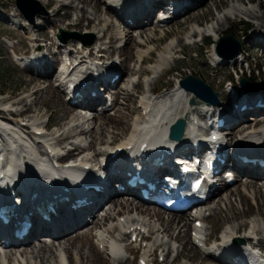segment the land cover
Returning a JSON list of instances; mask_svg holds the SVG:
<instances>
[{
  "label": "bare ground",
  "instance_id": "bare-ground-1",
  "mask_svg": "<svg viewBox=\"0 0 264 264\" xmlns=\"http://www.w3.org/2000/svg\"><path fill=\"white\" fill-rule=\"evenodd\" d=\"M40 1L43 2L46 7H49L53 13V15L49 17H41L42 22L40 24H44L46 26L45 28L49 26L50 27L54 26V24H58L59 21L64 20V19L66 20V18H69L72 12L71 10L74 9L76 2H79V4L81 3L83 6V9L84 8L86 9V7L88 6L93 9V12L95 15L94 17L87 18L86 12H83L81 17L78 18L76 22L74 21L73 23H69V24L82 27L83 21L86 18L89 21L88 26L91 29H94L91 31L93 32L98 31L99 36L101 35H103V37L107 36L105 37V39L107 38L108 43L105 44V46H102L103 48H105V50L103 51V53L98 52L97 56L103 54L104 55V57H102L104 58L103 64L107 62V65L109 66L105 67V71L98 77H106L109 75L110 71L115 72L116 74L120 75L116 81L114 82L108 81L106 83V86L108 88H113L117 84L118 85L120 84L119 82L120 80L121 81L124 80V76L126 77L127 75L126 72H128V70L133 69V67L130 66V61L133 58L135 57L138 58L140 60V65H141L143 63H147L148 61L147 57L154 55L155 50L153 49L147 50V51H138V53L134 52L135 55H133L131 52V48L133 47L134 42L136 43V41L138 44L141 43L139 45L140 48H142L143 46H146L147 44H152L155 41L154 37L147 35V33L143 30H146L145 28L148 27L150 31L151 30L154 31L152 28L154 27L153 24L155 23H153L152 20L150 21V19L155 11V7L160 2H162V4L167 5V6L170 5L169 2H172V6L178 9V13L175 14V16L171 17V22L167 23V25L171 24L176 19H179L185 16L186 14L189 15L191 12L193 11L195 12L197 9L205 6L208 1H212L213 6H215L216 9H220V7L224 4H225L224 6H228L236 2L242 5L247 4L246 0H123L121 2V7L125 8V10L123 14H120L119 12L115 11L118 8V6H115L117 5V2L115 0H113L112 2H108V3L105 0H72L69 4L63 3L60 5H58L59 3L57 0H40ZM247 1H248V4H251L254 2V0H247ZM104 5L107 6L106 12H108L109 15L111 13L110 17L114 20H112L110 17L109 18L107 17V19H109L110 22L116 25L112 23H107L106 20H103L104 18L103 16H102L103 18L100 17V14L104 12L103 11ZM258 7L261 8V6L259 5ZM232 8L236 16L240 17L241 15H247L253 18L254 20H257V23L255 22L253 25V29L255 30L254 33L252 30V33L248 35L246 34L247 32L245 29H244L245 32L244 31L241 32L243 35H247V41L245 42L246 44L243 45V50L241 51V53L237 55L236 57H231L229 61L233 64V66H236L240 64V58H243V60H245V62H248L250 64V67L253 68L254 65L252 64V61H251V58H252L251 53L255 51L258 45H261L262 48L264 49V14L261 15L260 13H258L257 9L242 8L240 6H237L236 4H233ZM83 9L82 11H84ZM63 10L65 11V13L64 15H61V11ZM11 13L12 12L9 13V16ZM2 15L7 17L8 20L13 22L18 27H20V30L25 31L27 36H30V37L33 36L31 39L29 38L31 41H35L34 40L35 38L37 40L40 39L42 42L45 41V43L44 44L42 43L41 45H43L44 48H47L50 55L52 56V60H51L50 58L46 56V54L38 53L37 55L33 57L35 60V61L33 60L34 63L35 62L37 63L35 65L29 64L31 66L26 68V71L29 72L31 75H33V77L29 78V80L26 81L25 89L27 87L29 90H33V94H31L30 96L31 97L34 96V97L29 103L26 102V104H24L25 99L20 100L19 103L21 105L23 104V107L25 108L21 110L20 109L21 107L19 106L14 107V103L16 102L11 103L10 101L7 102L8 106H5V109L6 108H12V109L5 110L4 108H0V139H5L3 141V145L0 146V149L2 151V155H5V156L8 155L10 157L12 165L9 166V169L12 170L15 167V163H17L18 160L22 164L21 166H18L19 168L16 167V170H17L16 173L19 175L17 178L20 180H18L16 177L15 179H17L18 181L17 184L24 188V192L26 193L24 200L27 202L30 201L33 190L39 193L42 200H51L53 196V192L48 191L43 186H41L38 183V179L45 180L47 177L53 178L54 176H58L59 178L64 179L66 178V176H69V173L65 172L64 170L62 171L60 168H56V166L54 165L52 168L51 163L48 162L49 158L47 156V152H45L46 149L44 150V148L49 147L53 151L56 150L58 152L59 151L61 152V150H64L65 142L68 143V141L70 140L71 142H69L67 145H72V148L66 151L65 155L58 153L55 156L56 160L58 162H62L64 159L69 158V157L80 158L88 150L90 151V149L95 147V142H94V145L93 144L82 145L80 142L77 141L79 137H82V133L84 134L86 133L87 135L89 133V130H91L92 128L89 125L88 126L89 130L87 131V129L86 128L84 129L83 128L84 126H82L80 123H77V124L73 123V122H79L83 118L85 120L84 116H86L87 114L83 113L81 110H83V108L89 111L94 110V116L87 117L89 121L93 118L95 122L99 121V125H97L98 127L92 128L93 129L92 133L93 135H96V134L106 135L107 131L110 130V128H114L116 130H123L126 127L127 123L125 119L123 118L124 116L122 117L120 115L117 117H109V115H107V112H109V110H114L115 107H118L119 109H121V106H123L124 103L116 106L117 98L115 97V93L117 91L114 92L113 95L111 94V98L113 99H112L110 108L106 110L98 111L97 104L98 105L101 104V102L103 101V95L92 97L90 95L85 94L84 98L81 101H78L77 104L70 103L69 100H67L66 98L67 92L66 91L64 92V90H62V86L64 85V82L60 81L61 78L57 79L56 77L55 78L56 83L53 82L55 74L57 73V71L55 70V67L58 63H61V61H64L65 59V62H64L65 66H63V68L66 70H70L68 71L69 74L67 75V81H66L67 84H70V82L72 81V78L79 77L78 69L80 66H81L80 67L81 69H83L84 67L89 68L91 66L90 63L88 62V59L89 57L95 55V52L91 50L89 52V56L87 55L88 54L87 52L86 54H82L80 56L74 57L75 51L73 48H71L69 49L70 51L68 50L66 55H63L65 45L62 43L56 42L55 37L57 34H55L54 37L51 38L50 40V38L46 35L47 33L42 34L44 33V30L46 29L43 26L40 27V24L38 25L34 24L35 22H31L33 23L34 26L33 28L31 27L32 31L30 32L29 30L31 29H28V27L26 26L24 27L23 26L24 24H22V21L26 19L24 18L22 20L19 19V17L22 16V13H20L19 9H16L14 11V14L12 16L13 19L9 18L7 14L0 12V18H2ZM121 16H124V17L122 18ZM127 17L132 18V21L129 22ZM96 18H99V21ZM231 18H232L231 14H229L228 16L218 18L217 20L218 27L216 31L217 36H219L224 31L223 28H225L226 24H229L232 21ZM95 23H97V26L94 25ZM90 25L92 27L94 25L95 27L92 28ZM117 25H119V27H116ZM100 26H101V29H100ZM159 26L160 25L155 24L156 28ZM215 28L216 27H214V29ZM139 29L141 31H139ZM211 30H213V28L202 29V27L197 24L196 27L192 29L190 34H192V32H195V36H197V35H202L205 33H213L211 32ZM136 31L138 33H136ZM253 34H255L254 36L255 42L253 41L251 42V40H253L252 39ZM16 36L17 34H11V35H8V38H13ZM191 37H193V35H190V38ZM140 39H142V41H139ZM207 39H210V38H207ZM118 41H120V43ZM249 41L251 43H249ZM117 42L120 44L119 48L116 47V44H118ZM46 43L48 45H46ZM78 43L80 42H77V44ZM248 44H251V46ZM54 48H55V51H53ZM77 48L75 49L76 53L80 52V50H77ZM111 48H113V52L117 51L118 54L116 55L118 56H113L111 55L112 53L110 54ZM169 48L171 50H169ZM80 49H84V48L80 47ZM166 49L169 51H166L164 53L162 51L163 56L165 58L164 59L165 62H166V59L171 60L172 62H175L176 60H174L173 54L178 53V50H175V48H171L169 46ZM248 53L250 55H248ZM214 54H215L214 48H212L209 52V55L211 56L212 59L214 58ZM123 57H124V60L122 61L121 58ZM53 58L55 59L53 60ZM112 58H113V61L109 63V60ZM68 60H71L70 65H68ZM118 60H120V66L118 64L119 62H117ZM77 61H81V62L77 65L76 64ZM91 61L93 64L94 60H91ZM163 64H164L163 61L161 63H155V64L153 63L152 69L147 70L148 74H150V71H153V70H156V72L163 74L165 71H169V69L172 68V67L166 68L165 65ZM90 68L88 72L90 71ZM42 70H45L47 72L46 77H44L43 74L41 73H37V71H42ZM147 71L141 70V73H145ZM189 71L193 72L192 69ZM86 74L84 75V79L88 81V85L83 87L84 89L80 88L81 90L83 89L84 92H87L90 89L95 88L96 86L95 80L94 79L89 80L86 77ZM260 74L261 72L258 73V78H263L264 75L261 74L262 75L261 77ZM136 76H139V75H136ZM239 76L240 75H237V77ZM142 77L143 76H141L140 78ZM174 77L176 81L175 85L177 86L178 81L182 79L183 75L181 72L179 73L176 72V76ZM48 78H51V80H48ZM140 78H139V81H140ZM241 78H242V75L239 77V79ZM44 79L47 80V83H48L47 86H44L45 84ZM210 79H213V78L209 77V80ZM97 80L99 82H102L103 78H97ZM77 81L78 80H73L72 83L79 88V84L81 80L79 82ZM139 81H137L136 83H139ZM218 82L216 81L213 83L218 89H221V85L223 81H221V85H219ZM136 83H134V81L132 82V79H130V81H126L125 84H129V85L132 84L133 89H135L136 91L132 92L133 90L131 91L130 89L120 87L121 90L119 89L120 91L117 92L116 95L120 98L121 97L120 95L122 94L127 100L132 98L134 94H136L135 92H137V87L141 85V84H136ZM229 87L231 86L228 85V87H226L225 91H226L227 97L225 101H221V103L218 105V109L220 111H223L222 116L226 118L227 124L229 125L230 130L225 131L227 133V136L233 139V137L235 136L238 137L237 133H239L243 135V139H242L243 141H240L239 142L240 144L230 145V148L227 150V160L229 163L235 162L237 157L244 156V155L249 156V152L257 153V155L252 158H257V159L263 158L264 159V145L259 146V148H257L256 146L252 144L251 141H249V138H252V137H255V138L260 137V139L264 138L263 136L264 126H262V129L251 127V124L257 122L258 120H260V125L262 124L264 125V109L260 110L256 114L255 118H251L250 113L246 111H241L235 107L233 109L227 108L228 105L230 104V101H229L230 98H233L234 103H240V102L250 103V102L258 101V99L254 97V94L249 91L248 88H251L250 85L242 86V87L233 86L234 89L239 88V89H236L234 92L230 91ZM102 88L103 87H101V89ZM154 89L155 87L152 88L153 91H150V92L155 93L156 89L155 91ZM139 91L140 90H138V92ZM148 93L145 96V101H142L141 99V105L143 106L141 107V109H142V112L145 111L144 114H142L144 118L142 122L132 130L130 137L124 140L121 139L120 142L117 141L116 144L114 142L115 145L113 144V145L108 146L106 150H104L103 152L99 154L96 153L97 155L93 157H91V155L90 157H87L86 155H84L83 158L80 160V162H78L74 167H72L71 171H75L72 174L80 173L82 177H85L87 179H91L93 176L97 177L98 173L96 172L98 170L102 171L101 168H96L95 171L93 169L84 170L83 166L86 164H90V163H92L93 166H96L97 165L96 163L100 161V157L103 156L109 148L118 149V147L123 146L125 149H127L126 146L137 143L138 142L137 139H148L150 143L161 141V139H164L165 136L170 135L167 128L169 124L175 118L184 117L190 111H193L194 117H195V114H199L197 110L190 109L188 105L186 104L184 94L187 93L189 95L190 92L189 91L185 92L184 88L182 87L170 88V90H168L167 93L165 92L164 95H161L163 94L161 93L159 94V96H156V97L152 95L148 97ZM218 93H219V98L221 99L222 95L220 96V92ZM258 96H261L264 101V90L260 91L258 93ZM105 103L107 104V99H105L104 105ZM79 104H81L83 107L76 108V106ZM41 105H44L47 107V112L49 111L52 112V118L55 117L58 121H61V122L68 120L66 123V126L67 124H69V122H71V124L73 123L76 125H72L69 129L70 132L68 133H65L63 131V133L61 132V134H52V132L49 131L48 133H46V135H44L43 133L45 132V127H49V122L48 124H45V125L41 122L40 124L36 122L37 120H34V115L33 116L28 115L29 117L24 115V117L18 118V116L24 114L23 112L28 113L30 111H33L34 107H38ZM194 105H198V104L196 103ZM194 108H197V106H194ZM16 116L18 119H16ZM214 116H216V114ZM12 117H14V119H12ZM35 117L38 118L39 115H36ZM101 118H105L106 120L100 121ZM186 118L188 120H191V118L188 116ZM90 122L92 124L93 120ZM80 126H82L83 132H80L82 131V129L79 131ZM37 128H40V129H37ZM31 129L33 131L36 129L41 131L42 135H39V138L42 141V143H40L38 140L32 139L33 131ZM190 130H192V125L191 127H188V129L186 130V133L184 136L185 142L183 144L184 147L191 145V139H189V137L186 138L187 135H190ZM73 131H75V133H73ZM64 134H66V136ZM25 135H28L31 139H27ZM49 136H52V138ZM61 137H63V141L65 142L63 141L60 142ZM53 138L57 139V141L60 142L59 145H57V143L55 145L51 142V139ZM101 140H102V143L105 141V139L103 138ZM106 141L108 143V140ZM36 144L37 146H35ZM60 144H63V145H60ZM38 147H40V150H36ZM139 147H141V145H139L138 148ZM147 150L152 152V149L150 146L147 148ZM39 151L41 152L39 153ZM138 155H140V153H138ZM118 158L119 160L115 162V164L111 168V172L109 174L108 172H106L105 175L103 174V178L101 179L102 180L101 184L104 186V189H105L104 192L103 193H92L91 195L90 194L88 195L85 193L86 196L90 197V199L91 198L93 199L92 205L88 207H82L77 211H72L71 213L68 211L67 207H63V205L61 204L58 210V215L57 216L52 215V219L50 222L44 221L41 218H38L36 216L31 217L33 220L34 226L30 234L24 239L22 240L12 239L8 242V244L4 245V241L0 238V246H2V249H0V264H10V260L14 258H16V261L14 264H25L24 258L32 259L33 257H35L37 261H39L41 264H45L44 263L45 261H48L49 264H56L57 260L54 261L55 256H58L59 264H78L76 263L73 257L71 259L69 257V254L72 253L73 247H76L75 245H77L76 242L81 244V247L78 246L80 250L90 249V252H87L86 257L81 255L80 264H100L99 261H97L96 259L93 260L91 258L92 255H90V253L92 254L95 253V250L92 247V250L94 251L93 252L91 250V247L86 244V241L84 242L85 239H89L85 236L86 234L84 235V233L82 232L81 234L78 233L76 236L69 237L73 233L77 232L78 230L81 231L82 229L83 231V229L85 227H88V225H91L94 228L92 229L95 231V232L93 231L95 235H93L94 244L93 243L92 244L95 245L96 248L100 247V245L107 246V248L110 247L112 251L114 252V255L119 254L117 252L123 251V248L125 250L131 251L133 249L132 245H135L134 242H130L132 240L131 239L132 235L134 233H138V235H140L141 228L144 227L146 230L149 229L147 231V236L151 240V243H148L146 246L142 244L141 246L138 247V249L136 248L137 251L140 250L142 252V250H147L148 252V248H150L151 250L150 252L153 251V253H155L158 249H161L162 251L161 255H164V256L166 255V259L164 260V262L168 260L167 256L168 254H170V252L173 249L172 247L170 249V245H166L164 241L160 242L158 239L154 242V244L152 243V240L154 239L153 238L154 235H157L158 233L163 234L165 237L168 236L169 238H171L172 240L171 242H173L175 239L179 241H183V244L180 242L182 245V249L181 251H179V255L175 258L176 260L180 259L182 257L181 255L183 254L184 256H187L186 259H188L190 264H207L205 262L207 261V259H209L211 263H215V264H220L221 263L220 260L227 261V263H233V260H232L233 258L241 259L242 262L246 263L247 260H246L244 250L239 247L237 241H233L231 243V246L233 247V249L230 248V246H227L225 248L224 253H228L230 250H231V253L229 255L226 254L224 256L218 255L216 253L213 254L212 252H206L205 250H203L201 247L198 246L197 241L199 240V237H200L199 231L205 229L204 222L208 221L209 219V218H206V214H204L207 211L211 212L209 215L215 216V213H216V215L220 216V218H222L223 221H226L225 225L223 226V232L221 233V238H224L225 235L232 236V235H236L237 233H240L241 232L240 230L242 229L241 225L243 224H244L243 225L244 231L245 229L246 231L249 230V232L252 235H257V236L261 235V237L264 238V225L262 228L261 225H257L256 223L254 224L253 221H252L253 223H250V222L241 223V224L239 223L238 226H230L227 224V222L228 223L233 222V221L236 222V220L246 215L244 211L242 212L239 210L238 206L236 205V202L237 200L246 201L245 197L250 198L249 194L248 195L246 194L247 191L249 193L254 192L256 202L258 203V206L260 209V211H258L259 215H261L264 218V169H262L261 167L257 165L251 167L249 164L239 165L240 170L236 171L234 181L235 183L240 181L241 185L239 188L233 191L230 190V187L232 185L230 186L225 181V177H224L222 179L223 181L219 183V185L214 187V189L211 191L212 196L206 199L207 201L206 205H202L201 209L197 211V213L199 214V217H196V220L194 221V223L197 220L202 221L201 229L196 228L194 224L192 230L190 231L189 240H186L188 231L190 229L189 221L191 219L189 218V216H186L188 212H184L182 213V215L171 214V215H168V217H164L163 213L154 210L153 207L151 208V207L143 205L142 203L144 202H140L136 198L130 199L128 198L126 194H120V196L117 197L118 194L112 191V189H116L117 187L116 184L118 183V180H117L118 177L124 176L125 173L129 172L131 168H137V169L139 168V169H142L143 171H146V164L143 162H140L139 159H137L135 156L132 157L130 152H126L124 154L121 153L118 156ZM80 164L83 166H81ZM82 170H84V172H82ZM13 173L15 174V172ZM5 178H8V176L6 175ZM56 183H57V186L60 185L61 180L57 179ZM16 186L17 185L14 186V189L16 188ZM243 188H245L246 192L242 190ZM55 193L56 192H54V194ZM222 194L224 195L221 196ZM216 197L218 199H216ZM19 198H21L22 200V197L18 194L16 195L15 200L17 201ZM102 198H104V201L102 203H98L97 200H101ZM212 200H215L214 201L216 202L215 206L210 205V202ZM219 200L220 202L222 200L225 203L224 204L223 202H221L220 204L221 207H225L226 205L225 208L220 209V210H223L226 213V215H224L220 210H218V208H216L218 206ZM222 203L224 204L223 206H222ZM106 204L109 205V208L104 213H101L102 209L100 210V207ZM117 204L119 205L116 206ZM120 205H121V209H119ZM111 206H114V207H111ZM203 206H207L204 213H203V209H204ZM28 208H29V203H27L24 206L23 210H26ZM112 210L114 211L116 210L118 211V213L124 212V214L126 215L118 216L119 218L122 216L123 219H120L118 223L115 222L116 226L114 225V227L112 228L110 227L108 228L107 226L104 228L105 222H107L108 224H110L111 222H114L113 220H114L115 215H113ZM106 212H109V213L105 215ZM246 212L249 213L250 210ZM228 213H231V215H228ZM134 214H136V216H134ZM189 214L192 215V213H189ZM146 218L148 219L150 223H154V225L149 224ZM150 219H152L153 222ZM157 224L161 225L160 228H156ZM95 225H99V226L96 227ZM131 228H134V229L128 237V231L131 230ZM210 228L213 229L214 225H211ZM116 229H120L123 235H120L117 237L115 234ZM176 230H178V233L175 235L174 231ZM0 232L4 236H7L8 234H11L12 230L8 228L7 226H3L0 223ZM65 236L68 238L62 239ZM48 239L50 240L52 239L51 242H54V245H52L49 241H47ZM122 241H126V244L122 245L121 244ZM24 242H27V243H25V245H22V243ZM59 250L60 252L58 253ZM98 250L102 252V250H100L99 248ZM55 252H57L58 254H56ZM263 252H264V249H263ZM82 253L84 254L83 251ZM108 255L110 254L108 253ZM151 256L152 255H149V257ZM143 257L149 258L147 253H145ZM85 259H87V263L83 262ZM100 260L102 264L104 263L106 264V261H104V259L103 260L100 259ZM112 264H120V261L117 262L116 260H113Z\"/></svg>",
  "mask_w": 264,
  "mask_h": 264
},
{
  "label": "rangeland",
  "instance_id": "rangeland-1",
  "mask_svg": "<svg viewBox=\"0 0 264 264\" xmlns=\"http://www.w3.org/2000/svg\"><path fill=\"white\" fill-rule=\"evenodd\" d=\"M57 1L59 3V4L58 3L57 4L60 5L63 3L69 4L72 0H57ZM246 3H247L246 5L239 4L238 2L233 3V4H236L237 6H240L242 8L257 9L258 13H260L261 15L264 14V0H254V2L251 4H248V1L246 0ZM29 4H30L29 5L30 11L28 13H29V15H30V13L34 14L33 22H35L34 24H36V25H38L42 22L41 17H49V16L53 15L52 10L49 7H46L45 4L43 2H41L40 0H30ZM233 4L228 5V6H224L225 5L224 4L220 7V9H216V7L213 6L212 1H208L205 6L197 9L195 12L194 11L191 12L189 14L190 16L188 14H186L185 16H183L179 19H176L171 24H168V25L164 24L162 26V28H159V27L156 28L155 24H153L154 27L152 29L154 31H152V30L150 31V29L148 27L145 28L147 31L143 30L147 33V35L154 37L155 41L152 44H147L146 46H143L142 48H140V46H139L141 44L139 41H142V39H140L138 41L140 44H138L137 41H136V43L134 42L133 47L136 49H134L133 47L131 48L132 54L135 55L134 52L138 53V51H147V50L153 49V50H155L154 55L147 57L148 61L145 60L147 62L152 63L151 69H152L153 63L154 64L155 63H161L162 61L164 63L163 65H165L166 68L167 67H170V68L172 67V68L169 69V71H165L163 74L157 72V74L155 75V73H153L152 71H150V74H148L147 70H151V69L148 67L147 64L143 63L140 65V60L136 57L130 61V66L133 67L134 70L133 69L128 70V72H126L127 73L126 77L124 76V80H122V81L120 80L119 85L117 84L115 87L110 88L109 93L110 94L112 93V95H113L114 92H116V91L119 92L121 90L120 87L130 89L131 91L133 90L132 92L136 91L135 89H133L132 84H130V85L125 84L126 81H130L131 77L135 76L134 79H136V75H139V78L141 76H143L142 78H140L139 83L134 82L136 84H141V85H139L137 87V92H135L136 94H134L135 97L133 96L132 98H130L128 100L122 94L120 95L121 97L119 98L116 95V93H117L116 92L115 93V97L117 98L116 99V106H118L119 104H123V103L124 104H123V106H121V109H119L118 107H115L114 110H109V112H107V115H109V117H117L120 115L122 117L124 116L123 118L125 119V121L127 123L126 127L123 130H116L114 128H110V130L107 131L106 135H100V134L93 135V133H92L93 129L92 128L98 127L97 125H99V121L95 122V120L93 118L90 120V121L93 120V123L91 124V122L88 120L87 117L88 116L93 117L94 116V110L87 113L86 116H84L82 114L85 117V120L83 118L79 122H73L76 124L80 123L82 126H84L83 127L84 129L85 128L87 129V131L89 130V128H88L89 125H90V127H92L91 130H89L90 134L88 133L86 135V133L85 134L82 133V137H79L77 139V141L80 142L82 145H90V144L94 145V142H95V147L90 149V151L89 150L87 151L86 154L89 155V156L86 155L87 157H90V155H91V157H93V156L103 152L104 150H106L108 148V146L113 145L114 142L116 144L117 141L120 142L121 139L122 140L128 139V137H130V135L132 133V130L137 125H139L144 118V116L142 115V109H141V99H142V101H145V96L147 95L148 92L153 91L152 88H154V87L156 90L157 89L160 90L159 93H163L161 95H164L165 92L167 93L168 90H170V89L165 88V89H167V90H165L162 88L163 87L171 88L173 86L174 79H175L174 76H176V72L177 73L181 72L183 75L182 78H185L189 74H193V75L203 79L205 82H207L209 85H211V87L215 91L220 92V96L222 95L221 96L222 101H225V99L227 97L226 91H225L226 90V84H225L226 79L230 78L232 80V82L236 81L239 83L241 80V79H239V77L241 75H242V77L252 75L253 78L264 80V77L258 78L259 72H261V74L264 75V49L262 48L261 45H258L256 47L255 51L253 53H251L252 64L254 66H257L258 70L252 68L251 73H250L249 70L246 71V70H244V68L236 70L235 68L233 69L232 65L216 64V62L209 55L210 50L214 47H211L209 45L205 46L201 43H194V44L186 43L187 42L186 38H190V35H193V37H195V32H192V34H190V32L192 31V29H194L196 27L195 24L197 23V24L203 25V26H201L202 29L213 28V30H211V32H213L215 35L209 36L208 38H210V39H207L208 42L216 40L217 41L216 45H218V43L220 42V39L223 35L233 34L236 37L240 38L243 41V45H245L246 44L245 42L247 41V35H243L241 32L244 31L245 25H247L249 27H248L246 34L250 35L252 33V30L254 33L255 30L253 29V25L255 22L257 23V20H254L253 18H251L247 15H241L240 17L236 16L234 13V10L232 8ZM258 5L261 6V8H259ZM106 7H107L106 5L103 6L104 12H102L103 14L102 13L100 14V17L101 18L104 17L103 20H106L107 23H112L109 21V19H107V17L108 18L110 17L111 13L109 15V13L106 12ZM16 9H18L16 6V0H1L0 1V12L7 14L9 18L12 17V15L9 16V13L14 12ZM82 9H83L82 4L81 3L79 4V2H76L74 9L71 10L72 12L70 11L71 14H70L69 18H66V20L65 19L61 20V21H59L58 24H54V26H51V27L49 26L47 28H45L46 26L44 24H40V27L43 26L46 29V30H44V33H42V34L47 33L46 35L50 38V40H51V38L54 37L55 34H57L55 39L58 42L62 41V40L58 39V35L61 34V29H63L64 34H62V35L67 39V41L61 42V43L66 44L68 46V48H73L75 51L74 54L76 56H78V54L76 53V50H75L77 48L76 43L78 41H81L82 43H86V44L87 43L89 44V42H93L92 44L87 45L88 49H92L96 45V43H98L99 41H100V46L102 45V43H104L103 45L108 43L107 38L105 39V37H107V36L103 37V35H101V34H100L101 36H99L98 31H94V32L91 31L94 29H91L88 26L89 21L86 18L83 21L82 27H78L76 25L69 24V23H73L74 21L76 22V20L81 17L83 12H86L87 18H92L95 16L93 9L91 7L88 6V7H86V9L84 8L83 9L84 11H82ZM43 11H45V13ZM64 13H65L64 10L61 11V15H64ZM229 14H231V16H232V18H231L232 21L230 20L231 22L229 24H226L225 28H223L224 31L216 38V36H217L216 31H217V27H218L217 26L218 25V22H217L218 18L228 16ZM21 17L26 19L25 26L28 27V29H31V27L33 28L34 25H33V23H31L32 21L29 19V17H27L23 14ZM96 19L99 21V18H96ZM112 20H114V19H112ZM155 21H156V19H154V22ZM29 23L32 25H30ZM112 24H114V23H112ZM13 25H15V24L13 22H11L10 20H8L7 17L2 15V18H0V104H2V102L7 103L9 101L11 103L16 102V103H14V105L21 107L20 109L22 110L25 107H23V104L21 105L19 103L20 100L25 99L24 104H26V102L29 103L34 97V96L33 97L30 96L31 94H33V90H29L27 87L25 89L26 81L29 80V78H32L33 75H31L29 72H27L26 69L21 68L20 66H18L16 64L15 59H17V58L14 57V50L17 49V50H20V52H23L26 49V47H29V45H30V40L28 38L31 39L33 36L32 37L27 36L26 32L20 30V27H18L17 25H15L16 28L13 29L14 28ZM94 25L97 26V23H95ZM94 25H93V27H95ZM114 25H116V24H114ZM116 27H119V25H117ZM214 27H216V28L214 29ZM100 29H101V26H100ZM18 30H20V31H18ZM29 31L31 32L32 29ZM139 31H141V30L139 29ZM136 33H138V32L136 31ZM6 34H8V35L17 34V36L14 39L10 40V42H8V40H7L8 35H6ZM254 36H255V34H253V36H252L253 40H251V42L252 41L255 42ZM118 42L120 43V41H118ZM251 42L249 41V43H251ZM41 43L44 44L45 41H43V42L41 41L40 44ZM119 43L116 44L117 48H119V46H120ZM46 45H48V44L46 43ZM248 45L251 46V44H248ZM87 46L85 49H86V51H89L87 49ZM168 46L171 48H175V50H178V51L181 48H183V50L181 52L177 53V55L181 58L179 61L172 62L171 60L166 59V62H165V60H164L165 58L163 56V53L171 50L170 48H169V50L166 49ZM65 49L66 48H64V50ZM53 51H55V48L53 49ZM162 51H163V53H162ZM110 54L113 56H118V55H116V54H118L117 51L113 52V48H111ZM248 55H250V54L248 53ZM54 59L55 58H53V60ZM121 60L123 61L124 57L121 58ZM118 61H120V60H118ZM242 65H243V67H245L247 65V63L244 62V64H242ZM119 66H120V63H119ZM173 68H175V69H173ZM191 69L193 72L189 71ZM141 70L147 71V72L141 73ZM236 72H238V73H236ZM37 73L43 74L44 77H46V75H47V72L45 70L37 71ZM236 75H240V76L237 77ZM262 75H261V77H262ZM161 76H162V78H161ZM209 77L213 78V79L209 80ZM48 80H51V78H48ZM44 81H45L44 86H47L48 85L47 80L44 79ZM216 81L217 82L219 81L218 82L219 85H221V81H223L222 85H221V89H218L215 86V84L213 83ZM53 82L56 83L55 77H54ZM153 83H155V84H153ZM167 84H168V86H167ZM124 88H122V89H124ZM155 89H154V91H155ZM62 90H63V87H62ZM138 90H140V91L138 92ZM97 106H99V105L97 104ZM0 108H1V106H0ZM76 108H79V107H76ZM16 110H18V109H16ZM131 110H133V111H131ZM23 113H24L23 115H26V116H28V115L33 116L34 115V120H37L36 122H38V123L41 122L45 125V124H48V122H49V126L51 127L50 131L52 132V134H61V132L63 133V131L65 133H68V132H70L69 131L70 127L72 125H76L73 123L71 124V122H69V124H67V126H66V123L68 120L61 122V121H58L55 117L52 118V112H50V111L47 112V107L44 105L34 107L33 111H30L28 113H25V112H23ZM36 115H39V117L36 118L35 117ZM250 117L253 118L252 116H250ZM12 119H14V117H12ZM16 119H18L17 116H16ZM103 120H106V119L105 118L100 119V121H103ZM14 123H15V121H14ZM14 126H15V124H14ZM82 126L79 127V131L82 129ZM251 127L262 129V126L260 125V120H258L255 123H252ZM80 132H83V129ZM73 133H75V131H73ZM229 133H230V131H229ZM64 135L66 136V134H64ZM25 136H28V135H25ZM65 136H63V137H65ZM93 136H95V137H93ZM63 137H61L60 142L63 141ZM102 138L105 139V141L103 142L104 144L102 143V140H101ZM53 139L55 140V143H54ZM53 139H51V142L55 145H56V143H57V145H59L60 142H58L57 139H55V138H53ZM106 140H108V143ZM63 142H65V141H63ZM105 143H107V144H105ZM63 144H60V145H63ZM67 144L68 143L65 142L64 150L61 152L64 153L66 151L65 147L67 146ZM36 150H40V147H38ZM40 152L41 151H39V153ZM240 185H241V183H240V181H238V182L234 183L232 186L230 185L231 186L230 190H232V191L236 190L237 188L240 187ZM242 190L245 191V188H243ZM238 191H236V192H238ZM246 194L247 195L249 194L250 198L245 197L246 201L237 200V202H236V205L238 206L239 210L242 212L244 211L246 213V215H244L242 218H239L238 220H236V222L235 221L230 222V223L227 222V224L230 226H238L239 223L241 224V223H247V222L248 223L254 222V224L256 223L257 225H261V227L263 228L264 218L261 215H259L258 211H260V209H259L258 203L256 202L255 194H254V192L249 193L248 191ZM223 195L224 194H222L221 196H223ZM119 196L120 195H118L117 197H119ZM128 198L132 199L129 196H128ZM216 199H218V198L216 197ZM214 201L215 200H212L210 202L211 206L216 205V202H214ZM221 202L224 203V201H222V200H221ZM221 202L219 200V202H218L219 207L218 206L216 207V208H218V210L226 207V205H225V207H221L220 206ZM223 203H222V206L225 204V203L224 204ZM142 204L145 206L151 207V208L153 207L154 210L163 213L164 217H168V215H171V214L182 215L180 213H175V212L170 211V210H164L162 208L156 207L155 205H151L148 203H142ZM118 205L119 204H117L116 206H118ZM111 207H114V206H111ZM108 208H109V205H107V204L101 206L100 207V210L102 209L101 213H104L105 211H107ZM206 208H207V206H204L203 213L205 212ZM104 209H106V210H104ZM119 209H121V205H120ZM249 210H250V212L247 213L246 211H249ZM113 211L114 210H112V213H113V215H115L114 220H113L114 222H111L110 224L105 222L104 228L107 226H108V228L109 227L112 228V227H114V225L116 226V223H118V221L120 219H123L122 216L120 218L118 216H120V215L125 216L126 215V214H124V212H119L120 213L119 214L118 211H116V210L114 212ZM220 211L224 215H226V213L223 210H220ZM107 213H109V212H106L105 215ZM189 213L190 212H188V214H186V216H189V218H191L189 221L190 222V229L188 231V235H187L186 240H189L190 231L192 230L193 225L195 224L194 221L196 220V217L192 216ZM210 213H211L210 211H207L206 213H204V214H206V218H209L208 221L204 222L205 223V229L203 231L205 234H209L211 231L215 232V231L219 230V228L220 229L222 228V230H223V226L226 223V221H223L222 218H220V216L216 215V213H215V216L209 215ZM116 214H118V215H116ZM183 215H185V214H183ZM228 215H231V213H228ZM134 216H136V214H134ZM150 220L153 222L152 219H150ZM147 221H148V219H147ZM148 223L151 225H154V223H150L149 221H148ZM233 223H234V225H233ZM211 225H214L213 229L210 228ZM243 225H241V226H242V229L244 230ZM95 226L98 227L99 225H95ZM160 226H161L160 224H157L156 228H160ZM92 228L93 227L91 225H88V227H85L83 229V231H82V229H81V231L78 230L77 232L73 233L69 237L76 236L78 233L81 234L82 232L84 233V235L86 234L85 236L89 239H85L84 242L86 241V244L91 247V250L93 247L95 250V253H97V254L93 253L95 255L90 253V255H92L91 258L93 260L96 259L97 261L100 262V264H102L100 259H102V260L104 259V261H106V264H112L113 260H116L117 262L120 261V264H140L138 258H136V257L134 258V254H131L128 250H126V252H125L126 255L114 257L115 259H113V257L108 255V250L106 248H103V247L101 248V246H100V248L99 247L98 248L100 250H102L103 253L101 251H99L98 248H96L95 245H93L94 244V236L93 235H95L94 234L95 231L93 230L94 228L93 229ZM242 229L240 230L241 232H242ZM177 233H178V230L174 231L175 235ZM115 234H116V236L123 235L121 233L120 229H116ZM65 238H68V237L65 236L62 239H65ZM153 238H154L152 240L153 244L158 239L160 242L164 241V243L166 245H170V249L172 247L173 250L170 252V254H168V256H167L168 260L165 262L162 260L163 256H160L159 254L156 256V258H154V256L149 257L150 258L149 259L150 264H153V263L154 264H166V263L167 264L168 263L169 264H179V263L180 264H185V263L190 264L188 259H186L187 256H184L183 254L181 255L182 257L180 259H178V260L175 259L179 255V251H181V249H182L181 243L183 244V241H179V240L175 239L173 242H171L172 241L171 238H169L168 236L165 237L163 234H160V233H158L157 235H154ZM47 241H49L52 245H54V242H51L52 239L51 240L48 239ZM124 242L126 244V241H124ZM25 243H27V242L22 243V245H25ZM76 244H77V245H75L76 247H73L72 253L69 254V257H70V259L73 257L74 260L76 261V263L80 264L81 255L86 257L87 252H90V249L89 250H87V249L80 250V248H78V246L81 247V244L78 242H76ZM135 244H138V243H135ZM20 245H18V246H20ZM167 247H169V246H167ZM136 248L138 249V247H136ZM0 249H2V247H0ZM82 251L84 252V254L82 253ZM150 251H151L150 248H148V252H147V250H142V252L140 250H138L137 255L138 256L144 255L145 253L150 254L153 252V251L152 252H150ZM59 252H60V250L58 251V253ZM55 253L58 254L57 252H55ZM24 259H25V264H41L39 261H37V259L35 257H33L32 259L28 258L29 260L26 258H24ZM55 260H57L56 264H59L58 256L54 257V261ZM15 261H16V258L10 260V264H14ZM22 261H24V260H22ZM121 261H122V263H121ZM83 262L87 263V259H85ZM205 262L207 264H215V263H211V261L209 259H207V261H205ZM44 263L49 264L48 261H45Z\"/></svg>",
  "mask_w": 264,
  "mask_h": 264
},
{
  "label": "water",
  "instance_id": "water-1",
  "mask_svg": "<svg viewBox=\"0 0 264 264\" xmlns=\"http://www.w3.org/2000/svg\"><path fill=\"white\" fill-rule=\"evenodd\" d=\"M30 0H17V6L20 8V10L26 14L30 11L29 4ZM44 12V11H43ZM29 16L31 20H33L34 14L30 13ZM224 40V41H223ZM222 41H228L230 43L236 44V51L235 55L238 54L240 50V43L236 39V37L232 34L225 35L222 38ZM183 85L188 89L194 91L198 96L202 97L203 99L212 102L213 104H216L219 102V93L214 91L212 87L207 84L204 80L189 75L187 76L183 81ZM185 129V121L180 119L175 125L171 128V137L174 139H181L184 134Z\"/></svg>",
  "mask_w": 264,
  "mask_h": 264
},
{
  "label": "trees",
  "instance_id": "trees-1",
  "mask_svg": "<svg viewBox=\"0 0 264 264\" xmlns=\"http://www.w3.org/2000/svg\"><path fill=\"white\" fill-rule=\"evenodd\" d=\"M0 1H1V0H0ZM248 27H249V26H246V30H248Z\"/></svg>",
  "mask_w": 264,
  "mask_h": 264
}]
</instances>
